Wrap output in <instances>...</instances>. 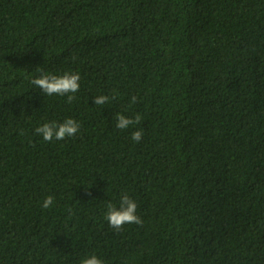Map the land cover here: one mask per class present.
<instances>
[{
	"label": "trees",
	"instance_id": "1",
	"mask_svg": "<svg viewBox=\"0 0 264 264\" xmlns=\"http://www.w3.org/2000/svg\"><path fill=\"white\" fill-rule=\"evenodd\" d=\"M38 68L78 73L76 99L31 85ZM68 118L75 137L35 133ZM125 193L143 224L117 232ZM93 254L264 264V0H0V264Z\"/></svg>",
	"mask_w": 264,
	"mask_h": 264
},
{
	"label": "clouds",
	"instance_id": "2",
	"mask_svg": "<svg viewBox=\"0 0 264 264\" xmlns=\"http://www.w3.org/2000/svg\"><path fill=\"white\" fill-rule=\"evenodd\" d=\"M37 71L40 72V75L30 79V83L35 88L42 90L46 96H67V103L69 104L76 99L75 93L80 90L81 80L78 73L66 72L62 75H55L52 73H45L41 68H38ZM116 98L115 92L111 97L108 95L95 96L94 103L96 105H105ZM136 102L137 98L133 97L132 103L135 104ZM115 119L118 129L127 130L129 127L140 124L143 117L139 113L135 114L134 119L128 118L123 114H117ZM80 129L81 125L79 122L73 118H68L62 123L54 121L45 122L41 126L35 128V133L41 136L43 141L52 142L53 140L62 141L68 137H75ZM142 138V130L134 131L131 134V139L137 143L141 142ZM53 204L54 197L51 195L45 197L42 201V207L44 209H49ZM136 213L137 203L125 193L121 196L118 207L111 202L107 203L104 219L111 228L119 232L126 224H143L142 219ZM80 264H105V262L93 254L83 258Z\"/></svg>",
	"mask_w": 264,
	"mask_h": 264
}]
</instances>
